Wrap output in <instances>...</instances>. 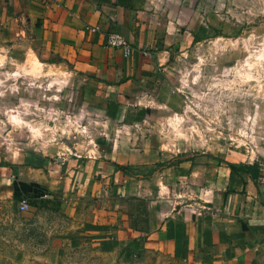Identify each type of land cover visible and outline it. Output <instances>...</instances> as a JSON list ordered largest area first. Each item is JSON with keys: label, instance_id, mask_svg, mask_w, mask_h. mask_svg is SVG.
Listing matches in <instances>:
<instances>
[{"label": "crops", "instance_id": "1", "mask_svg": "<svg viewBox=\"0 0 264 264\" xmlns=\"http://www.w3.org/2000/svg\"><path fill=\"white\" fill-rule=\"evenodd\" d=\"M180 6L181 0H0V48L25 43L71 66L106 100L123 104L117 128L132 132L143 124L130 122L131 110L145 114L151 99L167 110L180 108L169 74L174 37L190 35ZM96 26L98 32L86 30ZM109 33L130 44V56L107 46ZM143 142L130 133L56 165L44 154L39 168V158L28 154L15 175L0 167V200L31 194L46 201L38 210L66 212L91 232L118 227L121 236L142 239L170 264H264V162L251 160L237 171L207 157L166 154L155 140ZM192 193L202 205L185 198Z\"/></svg>", "mask_w": 264, "mask_h": 264}, {"label": "rangeland", "instance_id": "2", "mask_svg": "<svg viewBox=\"0 0 264 264\" xmlns=\"http://www.w3.org/2000/svg\"><path fill=\"white\" fill-rule=\"evenodd\" d=\"M181 4L183 31L190 35L174 37L169 72L180 108L167 110L151 99L145 114L131 110L130 122L143 124L132 132L117 128L123 104L106 100L96 83L71 66L25 43L0 48V167L15 175L28 154L39 158L38 168L45 155L56 165L130 133L187 160L207 157L238 167L264 162V0ZM195 29L198 42L191 37ZM21 196L0 200V264H170L142 239L121 236L118 227L96 233L66 212L30 207L21 213ZM188 196L203 204L199 194Z\"/></svg>", "mask_w": 264, "mask_h": 264}, {"label": "built area", "instance_id": "3", "mask_svg": "<svg viewBox=\"0 0 264 264\" xmlns=\"http://www.w3.org/2000/svg\"><path fill=\"white\" fill-rule=\"evenodd\" d=\"M86 30L94 33V32H98L99 28L97 26L87 27ZM106 39H107L106 44L108 47L120 50L124 58H127L128 56H130L132 52V47L121 35L117 33H109L107 34ZM18 209L21 213H26L29 211L30 206L26 198L20 199V201L18 202Z\"/></svg>", "mask_w": 264, "mask_h": 264}, {"label": "trees", "instance_id": "4", "mask_svg": "<svg viewBox=\"0 0 264 264\" xmlns=\"http://www.w3.org/2000/svg\"><path fill=\"white\" fill-rule=\"evenodd\" d=\"M201 31L203 32L204 29H202ZM194 41L195 42H198L199 41V38L197 36H194ZM228 166L230 167L231 170H237V171H239V170L246 169L245 166L235 167L232 164H230ZM117 168L120 169L121 171H125V168H122V167H119V166ZM21 198H26L28 200L29 206L32 207V208H47L46 207L47 206L46 205V201L34 199L31 194H24L23 196L16 198V200L19 202ZM59 205H60V203L57 202L56 203V207L52 211L53 212H57ZM132 243H133L134 246H137L139 244V243H137L135 241H133Z\"/></svg>", "mask_w": 264, "mask_h": 264}]
</instances>
